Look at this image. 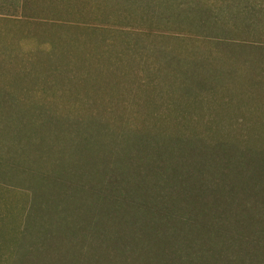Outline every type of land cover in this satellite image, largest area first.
I'll list each match as a JSON object with an SVG mask.
<instances>
[{
    "label": "trees",
    "instance_id": "16d2710c",
    "mask_svg": "<svg viewBox=\"0 0 264 264\" xmlns=\"http://www.w3.org/2000/svg\"><path fill=\"white\" fill-rule=\"evenodd\" d=\"M117 1L88 0L99 13ZM124 1L151 27L199 32L224 18L264 27V0ZM43 6L0 0V16L27 18ZM159 43L130 42L160 67L125 112L84 102L52 113L54 123L42 115L32 129L64 122L65 132L36 146L41 159L27 160L22 147L20 159L0 155V264H264V67L236 85L239 68L188 61ZM237 89L255 95L237 99ZM23 185L33 198L20 255L7 249L16 232L20 243V216L17 226L1 212L19 209Z\"/></svg>",
    "mask_w": 264,
    "mask_h": 264
},
{
    "label": "rangeland",
    "instance_id": "374dc122",
    "mask_svg": "<svg viewBox=\"0 0 264 264\" xmlns=\"http://www.w3.org/2000/svg\"><path fill=\"white\" fill-rule=\"evenodd\" d=\"M125 2L119 0L99 13L88 0H65L56 5L48 0H35L36 4L44 5L36 15L0 16V155L3 160L11 159L13 152L15 159H20L21 147L26 149L27 160L41 159L36 156V146L47 149L50 135L60 136L65 132L64 122L59 124V129H51L49 121L46 129H32L38 126L42 115L49 114L54 123L59 119L54 114L75 112L84 102L95 103L91 104L92 112H98L101 106L125 112L133 97L142 98L138 86L159 79L155 74L160 64L151 63L156 60L155 55L130 42H139L142 46L156 40L161 46L182 53L188 61L196 63L198 58L205 61L203 56H206L223 69L239 68L236 85L246 84L249 77L257 78L264 67V27H250L244 18L210 22L211 28L207 26L199 32L179 31L175 28L177 22L164 28L151 27L136 21L139 18L136 11L123 10ZM119 11L127 13L131 21L128 15V18L117 16ZM108 15L114 19L107 18ZM119 38H125V43ZM226 47L227 51L219 50ZM204 69L207 71L209 67ZM236 92L237 99L255 95L247 91L248 95L239 93V89ZM258 98L263 99L264 94ZM238 115L242 114L238 112ZM59 143L60 140L52 144L50 154ZM23 187L21 199L16 198L19 209L15 205L13 212H1L3 221H12L15 217L17 226V215L20 216V243L16 232L13 242L8 241L7 245L8 250H17L16 254L19 251L20 255L24 251L23 233L28 230L25 224L33 198V193Z\"/></svg>",
    "mask_w": 264,
    "mask_h": 264
},
{
    "label": "crops",
    "instance_id": "0c3cea01",
    "mask_svg": "<svg viewBox=\"0 0 264 264\" xmlns=\"http://www.w3.org/2000/svg\"><path fill=\"white\" fill-rule=\"evenodd\" d=\"M13 212V210H11Z\"/></svg>",
    "mask_w": 264,
    "mask_h": 264
}]
</instances>
